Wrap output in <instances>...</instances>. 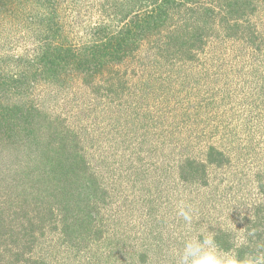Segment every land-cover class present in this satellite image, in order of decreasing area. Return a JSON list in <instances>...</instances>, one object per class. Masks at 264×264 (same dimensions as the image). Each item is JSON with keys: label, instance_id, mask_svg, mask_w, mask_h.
<instances>
[{"label": "rangeland", "instance_id": "obj_1", "mask_svg": "<svg viewBox=\"0 0 264 264\" xmlns=\"http://www.w3.org/2000/svg\"><path fill=\"white\" fill-rule=\"evenodd\" d=\"M123 2L56 0L64 43L90 42V29ZM11 15L0 33V52L12 58L0 56L3 75L17 74L15 60H32L38 43L61 42ZM225 34L208 24L176 55L152 39L120 76L104 67L94 84L87 68L69 67L63 84L43 80L30 98L0 90L35 124L0 141V264H176L186 239L209 232L224 250L246 236L241 258L261 250L264 46ZM181 201L195 209L190 228L177 215ZM47 208L53 220L39 218Z\"/></svg>", "mask_w": 264, "mask_h": 264}, {"label": "trees", "instance_id": "obj_2", "mask_svg": "<svg viewBox=\"0 0 264 264\" xmlns=\"http://www.w3.org/2000/svg\"><path fill=\"white\" fill-rule=\"evenodd\" d=\"M123 3L125 9L114 12L109 21L98 23L90 29L91 32L94 31L90 42L73 47L64 43L62 38L65 32L64 18L56 0H42L41 6L38 0H0V33L5 19L13 17L11 13L15 11L22 23L47 33L45 38L51 37L54 40L53 35H60L58 39L61 38V42L57 41L56 44L49 40L38 43L35 51L29 55L34 56L32 60L18 57L15 60L19 68L17 74H0V90H9L11 93L22 91L30 98L43 80L63 84L65 80L62 74L69 67L87 68L92 84L102 72L105 74L104 67L109 68L108 74L120 76V64L126 59H134V53L142 46H150L152 39L166 43L164 46L171 47L174 51L172 54H181L182 49L189 46L193 36L208 24L226 32L223 39L239 42L251 49H254V45L259 48L264 46V0H124ZM40 8L45 11L40 12ZM182 10L187 13L180 19L181 22L169 27L171 20L178 17ZM8 52H0L1 58L12 60ZM24 65H29V74L36 73L34 77L28 76ZM6 76L12 81V85L8 87L1 82ZM82 81L84 83L83 79ZM109 85L111 88V83ZM1 96L0 92V141L10 142L20 137L26 124H35L28 115L30 112L24 118L22 113L12 110L13 107L9 109L11 103H5ZM9 111L13 115L21 114V117L7 119L6 112ZM17 125L18 129L15 128ZM11 128H14V133L9 131ZM69 136L70 139H75L70 133ZM43 186L50 189L48 181ZM37 209L36 206L34 210ZM39 213L44 215H38L41 220L51 219L48 218L51 214L48 208Z\"/></svg>", "mask_w": 264, "mask_h": 264}, {"label": "clouds", "instance_id": "obj_3", "mask_svg": "<svg viewBox=\"0 0 264 264\" xmlns=\"http://www.w3.org/2000/svg\"><path fill=\"white\" fill-rule=\"evenodd\" d=\"M232 209L230 210V212ZM195 209L192 205L181 201L178 204L177 215L183 219L187 227H191ZM244 213L241 211V219ZM252 230L248 235H254ZM202 236V238H201ZM216 233L209 232L207 235H197L183 242V249L179 253L176 264H264V245H258L261 250L255 253L245 254L240 257L238 250L246 246V236L236 238L233 248L224 250L216 242Z\"/></svg>", "mask_w": 264, "mask_h": 264}]
</instances>
